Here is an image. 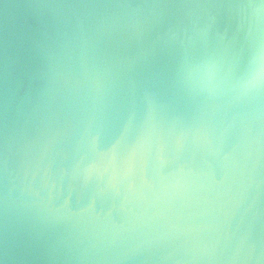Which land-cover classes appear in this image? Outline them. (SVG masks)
Instances as JSON below:
<instances>
[{"label":"water","instance_id":"water-1","mask_svg":"<svg viewBox=\"0 0 264 264\" xmlns=\"http://www.w3.org/2000/svg\"><path fill=\"white\" fill-rule=\"evenodd\" d=\"M239 2L245 0H0V145L7 161L0 261L6 235L24 255L28 233L42 227L32 201L59 208L67 200L59 208L65 222L45 230L57 258L41 249L31 264H176L155 258L169 254L219 257L181 264H264V109L242 123L235 114L251 108L226 90L189 95L171 87L177 47L142 58L175 24L200 30L188 47L194 60L220 52L228 41L219 34L227 29L231 39L238 12L135 7ZM135 18L150 22L143 41L127 27ZM104 21L119 22L96 49L95 62L111 67L107 89L59 75L80 70L81 25L94 35ZM239 47L225 51L223 72ZM144 129L150 135L132 154ZM97 130L106 148L123 138L114 167L85 183L78 163ZM237 248L246 259H229Z\"/></svg>","mask_w":264,"mask_h":264},{"label":"clouds","instance_id":"clouds-1","mask_svg":"<svg viewBox=\"0 0 264 264\" xmlns=\"http://www.w3.org/2000/svg\"><path fill=\"white\" fill-rule=\"evenodd\" d=\"M127 7V6H126ZM135 7H195V8H216L236 10L238 14L234 17L235 31L229 39L228 30L219 34L221 41H228L220 52L210 53L199 60H194L188 52V47L194 43V35L200 30L195 29L192 34L180 24L169 25L167 31L159 34L151 45L142 51V58L147 60L154 57L157 49L164 50L171 47H177L180 54L177 58L175 73L171 78V87L187 93L189 95L195 92L215 93L217 89L226 90L233 102H247L251 110L247 113H236L234 119H239L242 123L251 119L254 115L258 116L264 109V0H245L239 3L227 4H196V5H148ZM150 22L139 18L131 19L127 23V27L133 29L135 38L143 41L146 34L150 31ZM118 21H104L97 26L96 33L89 35L81 25L79 33L80 47V70L74 71L71 66L66 72H59L65 79H79L82 77L92 83L94 87L107 89V78L111 75V67L107 64L95 62L97 60L96 49L99 43V37L111 35L118 30ZM239 43L238 50L233 51V59L229 63L227 72H223L225 57L229 45ZM68 43L64 45L67 47ZM37 48L43 50L45 45L43 42H37ZM240 52L246 53L243 62L240 58ZM135 60H129V64H134ZM153 100L156 94L153 93ZM127 127V126H126ZM150 135L147 129L141 131L135 144L130 148V152L135 154L137 149L146 143L147 137ZM122 136L118 137L111 147H103L101 144V130L89 134L87 143L83 145L86 155L78 163V167L83 172L85 183L90 181L93 173L103 176L114 167L116 161V147L121 143ZM68 201L59 208L66 207ZM35 205V215L40 221L41 228L30 231L23 241L24 255H19L15 238L8 240L7 235L3 247L4 261L0 264H31L32 261L41 259L42 257L33 255L44 249L49 253V259L57 257L52 253L55 252L57 244L50 241V237L46 236V229L54 228L56 225L65 222L67 219L61 215L59 208L50 207L43 200L32 201ZM7 232V229H6ZM83 258V257H81ZM122 259H131L134 257H121ZM147 256L145 259H153ZM160 260H174L176 264L186 259L191 260H215L219 257L192 255L190 257H176L174 255H164L155 257ZM232 261L246 259L241 257L240 249L237 248L236 253L229 257Z\"/></svg>","mask_w":264,"mask_h":264},{"label":"snow or ice","instance_id":"snow-or-ice-1","mask_svg":"<svg viewBox=\"0 0 264 264\" xmlns=\"http://www.w3.org/2000/svg\"><path fill=\"white\" fill-rule=\"evenodd\" d=\"M6 153L3 150V145H0V172L6 169Z\"/></svg>","mask_w":264,"mask_h":264}]
</instances>
